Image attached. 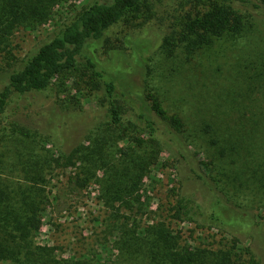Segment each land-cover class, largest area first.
Segmentation results:
<instances>
[{
  "label": "rangeland",
  "instance_id": "1",
  "mask_svg": "<svg viewBox=\"0 0 264 264\" xmlns=\"http://www.w3.org/2000/svg\"><path fill=\"white\" fill-rule=\"evenodd\" d=\"M94 1L110 0H43L46 14L35 26H16L1 45L0 75ZM195 4L141 0L102 40L85 44L75 67L44 89L9 99L0 113V191H21L44 207L27 212L35 230L30 250L49 246L58 264H75L88 253L100 259L91 264H147L148 245L140 239L161 228L178 249L203 251L199 264H217L235 239L264 264V14L244 11L241 31L189 51L179 32ZM86 58L127 91L132 103L118 124L110 122L104 89ZM149 94L167 116L181 119L188 148L213 163L210 178L197 163L203 178H188L176 150L149 139L136 116L141 96ZM162 131L171 143L176 133ZM216 194L252 223L214 225L206 209ZM192 203L194 221L186 219ZM126 232L133 235L128 249L120 244Z\"/></svg>",
  "mask_w": 264,
  "mask_h": 264
},
{
  "label": "trees",
  "instance_id": "2",
  "mask_svg": "<svg viewBox=\"0 0 264 264\" xmlns=\"http://www.w3.org/2000/svg\"><path fill=\"white\" fill-rule=\"evenodd\" d=\"M140 1H94L75 11L71 19L63 22L49 39L41 43L36 52L24 59L17 67L0 75L2 82L0 113L4 111L13 95L44 89L55 76L75 67L85 44L92 40H102L105 32L113 24L128 12L139 8ZM193 1L196 4L190 13H186L179 32V42L189 51L211 43L214 37H220L225 32L241 31L245 22L244 13L247 10L264 14V0ZM44 9L43 0H0V47L16 26L33 28L35 23L46 14ZM170 43L168 37L164 38V44ZM86 62L95 69L94 74L104 89L109 104L110 122L118 124L127 109L125 105L132 103L127 98V91L118 89L115 78L95 61L86 58ZM144 97L141 96L142 105L136 116L149 139L153 143L164 147L167 145L168 148L176 150L177 163L181 164L178 169L184 171V175L188 178L192 177L194 180L203 178V174L198 171L194 163H197L201 172L211 177L213 163L210 160L204 162L198 153L188 148L189 146L180 136L183 126L181 119L177 115L167 116L157 96L149 94ZM166 127L176 133L170 139L171 143H166L160 138L161 135L166 134L162 131ZM204 130L209 132L210 127L207 125ZM220 153L224 155V149H221ZM7 188L0 191V259L8 261L6 264H58L57 259H51L53 254L51 247L33 246L31 250L29 249V246H32L35 230L32 229L34 218L27 212L31 210L34 212L38 208L42 211L44 207H40L36 200L22 196L21 191ZM29 190L34 194L37 187L31 186ZM216 191L221 192L217 187ZM214 197L215 200H212L206 209L208 212L206 218L214 225L223 223L240 227L252 223L253 218L246 211L243 215L233 213L221 202V197L218 195ZM182 205L181 208L187 206L185 203ZM193 206L197 204L192 203L187 210L189 217L186 219L191 221L196 220L197 214ZM132 237L133 235L126 232L120 244L125 243L128 249ZM140 240L144 241L142 243L144 246L148 245L147 264H199L197 260L205 255L203 251L197 249H178L175 237L161 228L151 236ZM219 254L217 264H260L249 248L239 245L236 239L233 240V246L220 251ZM82 258L75 264H91L89 262L94 260V255L88 253ZM94 261L99 263L100 259Z\"/></svg>",
  "mask_w": 264,
  "mask_h": 264
}]
</instances>
